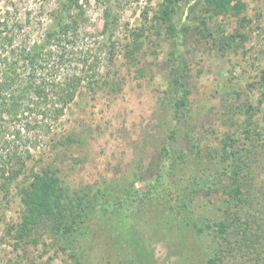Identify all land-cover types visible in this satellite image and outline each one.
I'll list each match as a JSON object with an SVG mask.
<instances>
[{
	"label": "rangeland",
	"instance_id": "374dc122",
	"mask_svg": "<svg viewBox=\"0 0 264 264\" xmlns=\"http://www.w3.org/2000/svg\"><path fill=\"white\" fill-rule=\"evenodd\" d=\"M59 1L0 0V81L25 73L4 64ZM203 2L175 0L172 38L164 0L80 2L75 46L97 58L93 82L45 135L7 112L21 98L0 107V264H264V0L220 15ZM43 169L82 198L86 222L65 233L71 219H41L19 238L23 190Z\"/></svg>",
	"mask_w": 264,
	"mask_h": 264
},
{
	"label": "trees",
	"instance_id": "16d2710c",
	"mask_svg": "<svg viewBox=\"0 0 264 264\" xmlns=\"http://www.w3.org/2000/svg\"><path fill=\"white\" fill-rule=\"evenodd\" d=\"M81 1H59L57 8L49 13L50 25L41 29L43 26L38 24V30L34 29L37 34L40 30L43 31L40 33L41 39L35 40L32 45H29V41L21 42L20 48H17L20 50L19 58L4 64L5 69L9 68V70L21 64L25 73L20 77L16 75L13 79L0 81V107L5 106L8 101L14 103L18 98H21V105L12 104L11 107H6L7 112L15 117L18 114L16 108L20 107L22 115L25 117L23 126L28 129L31 128L30 123H34L33 128L38 129L43 135L48 133L51 125L63 115L65 107L73 100L81 83L89 80L88 84L90 85L96 75L92 69L96 65L97 58L90 56L92 50L82 51L75 46L77 45L75 40L77 34L75 33L79 24L84 21L85 14L80 4ZM164 2L159 17L161 22L166 25L168 36L172 38L174 26L171 23V13L175 0H164ZM203 3L208 6V12L215 15L243 7L242 3L234 2V0H204ZM75 8L79 12L77 17H73L70 13ZM2 26L7 31L5 25L2 24ZM20 29L23 30L22 38L27 40L28 37L24 32L25 27ZM4 40L8 44L11 43L9 37H4ZM14 53L15 51L12 50V56ZM178 58L173 55L170 83L175 90L181 91L179 86L182 67ZM10 84L16 86V91L20 93L19 96H13L9 89L3 90V86L7 87ZM184 99L185 97H182L175 102L177 110L185 106ZM31 116L34 117L31 118ZM20 138L22 141L23 137L20 136ZM27 141L26 139L22 141L24 143L23 157L13 156L21 163V166H24L25 162L31 158ZM75 143L72 135L64 137L59 142L63 146ZM231 194L238 196L239 189L237 187L232 189ZM22 204L24 211L17 229L19 238L29 235L41 219L53 220L58 227L71 219V225L63 228L65 233L74 230V228L78 229L77 222H86L84 218L87 217V209L84 207L82 198L70 197L58 177L48 169H43L32 175L29 187L23 190Z\"/></svg>",
	"mask_w": 264,
	"mask_h": 264
}]
</instances>
